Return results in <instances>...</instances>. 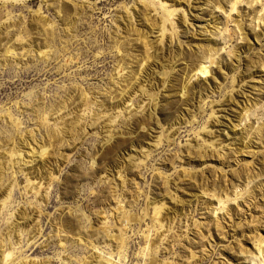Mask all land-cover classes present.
<instances>
[{
	"label": "rangeland",
	"instance_id": "obj_1",
	"mask_svg": "<svg viewBox=\"0 0 264 264\" xmlns=\"http://www.w3.org/2000/svg\"><path fill=\"white\" fill-rule=\"evenodd\" d=\"M26 1L0 0V264H185L192 246L210 252L205 264H256L260 256L252 243L264 242V0H242L232 13L236 0L197 3L204 6L193 24L209 21L211 10L218 20L202 40L218 51L209 55L219 63L212 71L223 84L212 95L210 74V83L193 78L188 87L197 85L201 93L187 106L174 91L166 93L151 131L138 124L140 115L124 116L119 104L135 63L129 56L142 51L138 30H155L167 16L160 3L148 9V22L146 0H138L140 19L125 29L135 0ZM225 26L231 34L226 46ZM192 32L191 25L178 30L174 41L188 59L173 75L176 86L195 67L190 58L202 57L185 42ZM233 77L245 79L238 92L247 110L234 107L229 114L244 115L234 138L237 148L246 147L243 156L234 145L223 150L228 143L207 145L203 130L212 127L211 107L230 97ZM181 108L191 124H184ZM249 109L255 114L248 121ZM18 121L20 128L13 124ZM179 122L175 140L162 138L156 146ZM237 157L242 161L234 165ZM204 158L214 164L199 166ZM27 186L42 194L49 187L46 202ZM201 191L202 198L183 202L184 209L166 218L171 199L179 203L186 193ZM7 192L11 197L1 205ZM237 192L251 195L247 204L226 201ZM218 198L232 210L230 223L223 222L226 210L216 209ZM9 251L13 255L3 262Z\"/></svg>",
	"mask_w": 264,
	"mask_h": 264
},
{
	"label": "bare ground",
	"instance_id": "obj_2",
	"mask_svg": "<svg viewBox=\"0 0 264 264\" xmlns=\"http://www.w3.org/2000/svg\"><path fill=\"white\" fill-rule=\"evenodd\" d=\"M4 2H25L26 0H3ZM28 1V0H27ZM26 1V2H27ZM257 1V0H254ZM5 2V3H6ZM156 2L160 3L162 6L163 12L167 14L166 17H163L161 20V23L157 29H145V30H138V37L137 39L142 42V51H139L137 57H131L129 56L128 61H135V63L132 65V70L130 72H127V75L125 76L129 81L128 85L125 87V89L122 90L120 93V104L119 108L120 110L125 113L124 116L128 117L129 120L134 119L140 115L141 119L138 121L139 125H145L146 127H149L148 131H151L153 126H155V123L152 121V117H156V115L160 112V109L158 108L160 106V103L163 101L166 93H170V91H174V97L178 96L182 101L185 103L187 106V103L194 101V97L196 96L195 94L197 90V85H193L191 87H188L190 84L191 80L195 77H197L200 80H203V83H210L213 85V88L209 89V92L213 95L218 92L219 89V84H223V79L220 77L216 76L215 72L212 71V67L216 65L219 67V63H216L212 58L210 57V53H217L215 50H212L209 46L210 43H207V40H202V35L204 33L209 32L208 28H217L218 25V20L214 16H212L213 10L209 12L208 16L210 18L209 21L204 20V23H198V24H193L195 22V19L197 20V15L201 14V8L202 5H198L197 3H200V0H146L144 2V7H146V14L143 15V18L148 19L147 21L149 22V19L151 18V13L148 9L156 7ZM236 3L232 4L230 8V13H232L234 10V7L240 3H242V0H236ZM21 3V4H22ZM14 4V3H12ZM216 4V3H215ZM221 4V3H219ZM133 9V10H132ZM135 9H138V0H135L134 6L128 10V15L124 19V28H133L134 25L137 23V17L138 16L137 12H135ZM264 10V8H263ZM156 11V10H155ZM40 12V11H39ZM193 22V23H192ZM197 23V22H196ZM190 25L193 27V32L189 33L188 39L186 37L187 44L190 46V51H192L193 48H197L198 51H200V54H202L201 58L192 59L196 61L195 67L190 70L189 74L186 75L184 79V83L182 85L176 86V84H173V78H174V73L177 68H180L182 66H187L188 59L184 57V53L182 50L181 44L174 42L176 40V37L178 35V30L180 32L184 31V29H187L188 27L190 28ZM177 27V28H176ZM195 30V31H194ZM223 32L227 34V40H224L225 46L231 41L229 31L227 30V27L225 26L223 29ZM246 37V36H245ZM246 42L251 44V38L248 36L245 38ZM254 41L257 43L259 41V37H256ZM253 44V43H252ZM193 46V47H192ZM124 49V47H123ZM122 46H120L118 53H122ZM129 53L128 50H125ZM136 52V50H134ZM226 57H230V52L225 51ZM238 52L235 51L233 53L234 59L231 60L229 67L231 69L229 72L232 74L233 68L237 65L238 62ZM187 57V56H186ZM125 62V60L123 61ZM136 65V66H135ZM130 66V65H129ZM136 69V70H135ZM125 71V68L121 67L119 69L118 75L121 74L123 75ZM227 71L223 70V75H225ZM129 74V75H128ZM193 74V76H191ZM211 77V80L205 79L208 77ZM254 76V73H252ZM259 75L263 76L264 75V67L261 69L259 72ZM222 80V81H221ZM244 82L245 79H240L236 80V78H232L231 82V91H230V97L227 99V102L223 105H216V110L211 107V114L209 115L210 120H212L211 128L209 129L208 126H205L203 128L204 132L206 133L205 138H207L206 142H208L207 145L213 146L215 143H228L226 144L225 147L222 149H227L230 146L235 147V150L237 151V154L240 156H243L247 153L246 147L242 146L241 148H237L235 143H238V140L236 139L235 142V137L237 135H240L243 127L241 128V123L243 122L244 115L241 116V118L238 119H230L229 114L231 112H235L236 109L234 107H239L241 106L240 111H245L247 110L246 102L243 104L240 99L243 97V94L238 92L242 89L244 90ZM236 83V84H235ZM235 84V85H234ZM172 88L171 90L168 89V87ZM221 86V85H220ZM258 92L260 91L257 90ZM198 93H201L199 90ZM140 97L139 103L136 104L135 100ZM169 96H173V94H169ZM169 97V98H170ZM202 98V96H200ZM201 101V100H200ZM198 101V103L200 102ZM249 100H247L248 102ZM131 103V104H130ZM214 102H211V105ZM134 107V108H133ZM119 108L116 110H119ZM171 108V106H170ZM175 108V107H173ZM256 109V108H255ZM254 109H249L247 113L251 112V115L248 117V121L251 117L254 116L255 112L253 113ZM257 110V109H256ZM260 110L263 111L264 113V103L260 107ZM169 111V109H168ZM180 112V115L184 117V124H191L192 121L188 122V119L186 117L189 114L187 109H180L178 110ZM186 113V114H185ZM120 117V116H118ZM166 117V116H165ZM157 118V117H156ZM170 119L171 116H168L167 119ZM195 117L192 116V120ZM264 118V117H263ZM196 119H194L195 123ZM15 127L20 128L21 122H13ZM179 125L178 124H173L168 128V132L166 136H161L159 137L157 141V145L162 143V138H164V141L167 143H172L175 140L178 128L175 126ZM145 129V128H144ZM227 131V132H226ZM172 137V138H170ZM233 141V142H232ZM259 141H262V138L260 136ZM199 147H203L200 146ZM42 149V148H41ZM45 153V150H41L37 155H42ZM242 160L240 157H237L233 159V164L237 165L241 162ZM201 165H213L214 162L210 160H206V158L202 159ZM34 163V162H32ZM28 181H30V176L26 177ZM31 183L29 182V185ZM30 187V188H29ZM48 189L45 191L44 194L40 192V190L35 189L32 186H27V190L31 192H36L37 194L40 195L41 200L43 202L47 200V194H48ZM204 192H194L192 194L186 193L185 196L181 199L182 201H179V203H176V200L171 199L170 204L171 208L169 205V208L166 212V218L173 217L178 213V210L181 209L183 202H187L189 204H193L194 201H198L200 198L203 197ZM206 194V193H205ZM240 193H235L234 198L232 199H226V201H236L238 198H243V204H247L248 200H250L251 195L248 193H245L244 195ZM11 197V192H7L5 196L3 197L1 201V205H5L6 201ZM226 198H228L226 196ZM219 204V207L216 208L217 210L223 211L224 208H222L221 203L224 204V201L222 198H218L216 201ZM237 202V201H236ZM175 204V205H174ZM187 206V204H186ZM238 207V203H237ZM184 209V207H183ZM215 209V208H214ZM226 210V217L223 218L224 224L230 223L232 218V213L230 208L224 209ZM159 215L157 217V220L160 222L161 221V213L158 212ZM219 221L217 220L216 224L218 226ZM194 225H196V221L194 222ZM205 239V237L203 238ZM209 240V239H208ZM252 247L255 250V252L260 256V258L257 260L256 264H264V242L257 241L252 243ZM188 251V256L185 259V264H205L207 262V259L209 260L211 258L210 252L205 250H200L196 246L189 247L187 249ZM241 255H244V253H239ZM13 255V251L7 252L5 255L3 262L6 260L10 259V257ZM255 258V257H254ZM205 261V262H204ZM245 261H251V259H245ZM254 261V260H252ZM35 264V263H33Z\"/></svg>",
	"mask_w": 264,
	"mask_h": 264
}]
</instances>
